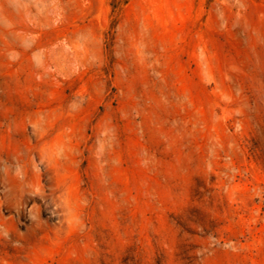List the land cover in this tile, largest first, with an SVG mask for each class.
Masks as SVG:
<instances>
[{
	"label": "rangeland",
	"instance_id": "1",
	"mask_svg": "<svg viewBox=\"0 0 264 264\" xmlns=\"http://www.w3.org/2000/svg\"><path fill=\"white\" fill-rule=\"evenodd\" d=\"M0 264H264V0H0Z\"/></svg>",
	"mask_w": 264,
	"mask_h": 264
},
{
	"label": "trees",
	"instance_id": "2",
	"mask_svg": "<svg viewBox=\"0 0 264 264\" xmlns=\"http://www.w3.org/2000/svg\"><path fill=\"white\" fill-rule=\"evenodd\" d=\"M115 20L113 19V22H114Z\"/></svg>",
	"mask_w": 264,
	"mask_h": 264
}]
</instances>
